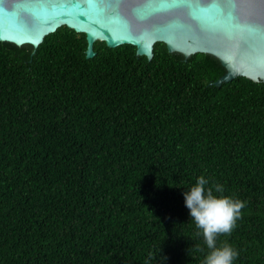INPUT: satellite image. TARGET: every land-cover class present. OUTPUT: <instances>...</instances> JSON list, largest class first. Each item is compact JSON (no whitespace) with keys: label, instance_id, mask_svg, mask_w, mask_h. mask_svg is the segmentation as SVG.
<instances>
[{"label":"trees","instance_id":"16d2710c","mask_svg":"<svg viewBox=\"0 0 264 264\" xmlns=\"http://www.w3.org/2000/svg\"><path fill=\"white\" fill-rule=\"evenodd\" d=\"M66 27L0 42V264H201L182 192L245 202L217 244L264 264V83L206 54L95 42Z\"/></svg>","mask_w":264,"mask_h":264},{"label":"water","instance_id":"95a60500","mask_svg":"<svg viewBox=\"0 0 264 264\" xmlns=\"http://www.w3.org/2000/svg\"><path fill=\"white\" fill-rule=\"evenodd\" d=\"M213 2L223 16L170 6L173 0H0V42L35 52L47 35L66 27L85 35L87 59L96 54L95 42H104L134 46L151 61L154 45L163 43L171 54L218 60L225 73L216 87L237 77L264 83V0H189L202 7Z\"/></svg>","mask_w":264,"mask_h":264},{"label":"clouds","instance_id":"9594fccd","mask_svg":"<svg viewBox=\"0 0 264 264\" xmlns=\"http://www.w3.org/2000/svg\"><path fill=\"white\" fill-rule=\"evenodd\" d=\"M182 196L188 215L208 250L201 264H234L238 251L227 241L218 245L217 237L232 232L245 202L223 195V187L211 185L204 175L198 176Z\"/></svg>","mask_w":264,"mask_h":264},{"label":"snow or ice","instance_id":"6c2138e0","mask_svg":"<svg viewBox=\"0 0 264 264\" xmlns=\"http://www.w3.org/2000/svg\"><path fill=\"white\" fill-rule=\"evenodd\" d=\"M183 3L184 5L186 6H189V7H193L194 10H197L201 13H212L216 16H223L224 15V10L220 7V5L218 3H210V4H207L206 6H201L200 4H191L189 3V0H173V4L170 5V6H179V4ZM162 7H167L169 5H161ZM229 7H234V5L232 4H229ZM229 21L233 19L232 17V13L231 11H229L227 13V17H226ZM248 31L250 32H253L255 31V29H251L249 28Z\"/></svg>","mask_w":264,"mask_h":264}]
</instances>
